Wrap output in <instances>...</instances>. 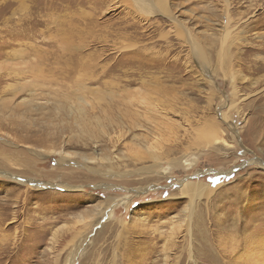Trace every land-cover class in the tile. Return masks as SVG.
Segmentation results:
<instances>
[{
  "label": "rangeland",
  "instance_id": "374dc122",
  "mask_svg": "<svg viewBox=\"0 0 264 264\" xmlns=\"http://www.w3.org/2000/svg\"><path fill=\"white\" fill-rule=\"evenodd\" d=\"M246 235L264 0H0V264H260Z\"/></svg>",
  "mask_w": 264,
  "mask_h": 264
},
{
  "label": "bare ground",
  "instance_id": "6f19581e",
  "mask_svg": "<svg viewBox=\"0 0 264 264\" xmlns=\"http://www.w3.org/2000/svg\"><path fill=\"white\" fill-rule=\"evenodd\" d=\"M206 186L205 185H203V184H195V185H192L191 186V193L192 194H199L200 193V191L201 190H203V188H205ZM206 189V188H205ZM246 230V229H245ZM243 241H244V248H248V254H249V257H248V259L247 260H251V259H253L252 258V254L254 255V256H257V255H260L261 257H263V259L260 261V264H264V240H260V239H258L257 240V238L256 239H252V235H246L245 236V238L243 239ZM235 242H240L239 241V239H237V241H234V243ZM233 243V244H234ZM238 243H237V246H238ZM232 244V243H231ZM252 244H253V246H252ZM228 246V245H227ZM236 246V245H235ZM227 248V247H226ZM225 248V249H226ZM240 250V249H239ZM242 251H244V250H242ZM228 252V251H227ZM231 252V251H230ZM241 252V251H240ZM244 252H246V251H244ZM236 253V252H235ZM237 253H238V251H237ZM237 255V254H236ZM233 256H234V254H233ZM236 257V256H235ZM257 257H259V256H257ZM234 258V257H233ZM242 258V257H241ZM242 260V259H241ZM246 260V261H247ZM232 264V263H231ZM247 264V263H246ZM250 264H252V263H250Z\"/></svg>",
  "mask_w": 264,
  "mask_h": 264
}]
</instances>
